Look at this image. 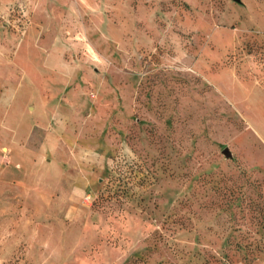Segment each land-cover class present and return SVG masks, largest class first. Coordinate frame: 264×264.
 <instances>
[{
	"label": "rangeland",
	"instance_id": "rangeland-1",
	"mask_svg": "<svg viewBox=\"0 0 264 264\" xmlns=\"http://www.w3.org/2000/svg\"><path fill=\"white\" fill-rule=\"evenodd\" d=\"M0 264H264V0H0Z\"/></svg>",
	"mask_w": 264,
	"mask_h": 264
},
{
	"label": "water",
	"instance_id": "water-1",
	"mask_svg": "<svg viewBox=\"0 0 264 264\" xmlns=\"http://www.w3.org/2000/svg\"><path fill=\"white\" fill-rule=\"evenodd\" d=\"M227 153H229V148H226V150H225Z\"/></svg>",
	"mask_w": 264,
	"mask_h": 264
}]
</instances>
